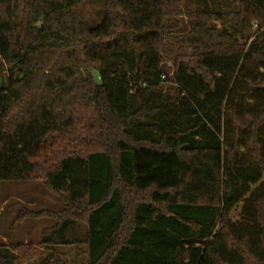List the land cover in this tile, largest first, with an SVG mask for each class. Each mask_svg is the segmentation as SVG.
I'll return each instance as SVG.
<instances>
[{
    "label": "trees",
    "instance_id": "obj_1",
    "mask_svg": "<svg viewBox=\"0 0 264 264\" xmlns=\"http://www.w3.org/2000/svg\"><path fill=\"white\" fill-rule=\"evenodd\" d=\"M92 1L0 0V183L64 204L17 220H52L41 244L86 264H264V0L186 24L184 0H105L89 24ZM168 63L203 99L154 124L159 106L132 102L166 98ZM14 249L0 264L37 258Z\"/></svg>",
    "mask_w": 264,
    "mask_h": 264
},
{
    "label": "rangeland",
    "instance_id": "obj_2",
    "mask_svg": "<svg viewBox=\"0 0 264 264\" xmlns=\"http://www.w3.org/2000/svg\"><path fill=\"white\" fill-rule=\"evenodd\" d=\"M104 1L93 0L90 4L82 6L84 18L89 24L99 22ZM222 4L225 11H234L237 8V1L222 0ZM182 8L184 9V15L180 16L179 20L184 21L186 24L188 13L204 10L214 12L217 7L215 0H184ZM165 70L170 80L164 86L166 98H160V93L143 97L135 95L132 102L134 110L143 103H148L153 107L159 106L163 121L152 120L151 122L154 124L173 122L177 114L185 115L180 111H191L195 107L196 100L203 99V97L194 94V92L200 90L194 84L191 88H188V91L183 90V85L181 82L178 83L176 70L171 63L165 66ZM167 87H170V92L165 90ZM176 90L184 92L180 95V102L174 98V91ZM0 204L2 210L0 214V247L9 249L13 257L16 258L15 246L24 244L27 241L34 246L37 258L35 261L26 264H55L54 259L51 258L52 255H56L63 264H86L85 247L55 248L41 244L42 231L54 225L52 220L42 219L40 221L28 220L24 222L17 220L19 213L24 209L31 212H59L63 209V202L49 192L42 181L0 183ZM239 214V209L233 211L232 220H239ZM15 258L13 260L14 264H24Z\"/></svg>",
    "mask_w": 264,
    "mask_h": 264
},
{
    "label": "crops",
    "instance_id": "obj_3",
    "mask_svg": "<svg viewBox=\"0 0 264 264\" xmlns=\"http://www.w3.org/2000/svg\"><path fill=\"white\" fill-rule=\"evenodd\" d=\"M43 230H45V229H43ZM42 233H43V231H42ZM24 244H29V243L26 241ZM55 248H66V247L56 246Z\"/></svg>",
    "mask_w": 264,
    "mask_h": 264
}]
</instances>
